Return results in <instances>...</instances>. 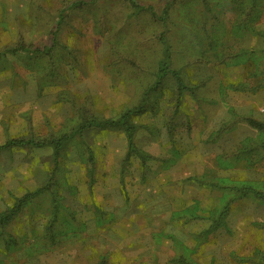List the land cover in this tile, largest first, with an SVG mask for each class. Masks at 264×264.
<instances>
[{"label":"rangeland","instance_id":"rangeland-1","mask_svg":"<svg viewBox=\"0 0 264 264\" xmlns=\"http://www.w3.org/2000/svg\"><path fill=\"white\" fill-rule=\"evenodd\" d=\"M135 2L168 5L166 24L127 0H0V144L144 108L142 158L123 127L0 150V215L51 181L0 225V264H264V200L205 184L264 193V133L243 120L264 122V0ZM160 33L180 98L170 76L152 89Z\"/></svg>","mask_w":264,"mask_h":264},{"label":"trees","instance_id":"trees-1","mask_svg":"<svg viewBox=\"0 0 264 264\" xmlns=\"http://www.w3.org/2000/svg\"><path fill=\"white\" fill-rule=\"evenodd\" d=\"M132 7L136 9H143V10H150L152 16H154L158 20H162L164 25L166 24V17L168 16V10L169 7L166 5L162 9V14L158 15L151 6H142L139 3L135 2V0H127ZM253 10V9H252ZM159 41L161 42L163 46V56L158 62L157 65V70L155 73V80L154 84L152 85V89L156 88L157 85H159L163 80L168 78L169 76L172 77L175 81L176 84V90H177V98H180V94L184 89H187L188 87L184 84V81L182 77L180 76L179 72L169 66L170 63V52H169V44L167 42V39L164 35V33H160L158 36ZM223 55H220L218 59L220 61L224 60L222 59ZM233 58V57H232ZM264 74V71H263ZM149 89V88H148ZM147 95V94H145ZM178 100V99H177ZM143 103L136 106L135 108L128 109L121 113L116 119L114 118H99L96 116L92 115H83L82 120H80L76 126V128L73 130L72 133H63L61 135H48L46 137H39L36 138L32 134L25 136V137H13L7 139L4 143L0 144V150L2 149H10V148H15V147H24V146H37V147H43V146H52L54 148V154L57 155L58 150L62 147L63 142H65L67 139L71 137V135L74 134V132L80 133L83 129L85 128H115V127H123L124 131L126 133V137L128 140V145H127V151H126V156L129 155H136L139 158H142L143 153L137 148L133 141V126L132 124L128 121L130 118V115L132 113L136 112H141L143 111ZM249 126L261 131L264 133V122L256 120L252 117H245L243 119ZM264 148V145H263ZM88 163H89V169H90V176L93 177V171H92V165H93V157L92 153L89 150V156H88ZM207 186L211 187H218L220 189L224 190H231V189H236L239 191V194L241 195H251L255 198H259L264 200V193L261 191H258L252 187L243 185L241 187H234V186H221L217 185L216 183L213 182H208L205 183ZM51 187V181L46 183L44 186L39 187L33 191L27 192L17 198L16 204L14 207H12L10 210H8L7 213H3L0 215V225L6 223L9 218L16 212H18L21 207L28 202L30 199L35 197L37 194L45 191V190H50ZM226 207L223 209L221 215L225 214ZM264 259V258H263ZM185 263V262H184Z\"/></svg>","mask_w":264,"mask_h":264}]
</instances>
